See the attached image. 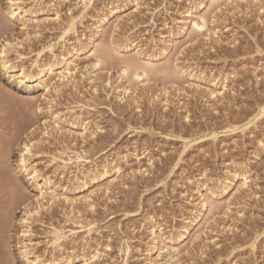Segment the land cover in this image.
I'll return each instance as SVG.
<instances>
[{"label":"rangeland","instance_id":"1","mask_svg":"<svg viewBox=\"0 0 264 264\" xmlns=\"http://www.w3.org/2000/svg\"><path fill=\"white\" fill-rule=\"evenodd\" d=\"M212 8L0 0V264H264V0ZM94 34L168 69L137 84L83 53L61 85Z\"/></svg>","mask_w":264,"mask_h":264},{"label":"bare ground","instance_id":"2","mask_svg":"<svg viewBox=\"0 0 264 264\" xmlns=\"http://www.w3.org/2000/svg\"><path fill=\"white\" fill-rule=\"evenodd\" d=\"M77 1V4H82L83 8H87L91 5V2L93 0H76ZM208 3H209V6H213V8L215 7V9H217L220 5L224 4L227 0H207ZM137 6V4H135ZM11 8V7H10ZM205 8V7H204ZM212 8V9H213ZM22 8H20L19 6H15L13 8V12L10 14V18H14L15 15L17 14H20V15H25L26 11H23ZM111 12V11H110ZM206 13V12H205ZM30 14V13H29ZM209 14V13H208ZM214 15V14H213ZM119 17V16H118ZM3 21V20H2ZM1 21V22H2ZM102 21V20H100ZM207 20H206V16L204 15H198V14H188L187 18L184 19L182 21V26H181V29H182V32H185V30H187V32H189L190 34L192 35H195L196 37L197 36H200V35H203L205 34L206 32V26H207ZM4 24V23H3ZM2 26V25H1ZM3 27V26H2ZM208 31V30H207ZM96 34V33H95ZM94 35H90L89 38L87 39V42L86 44L83 46L82 49H73V53L69 54V55H65L62 57V60L61 62L56 66V69L60 70V69H63V73H61L59 75V80L61 81V85L64 84V81L65 83L69 82L70 80L69 79H73L74 80V75H75V71L76 69L74 67H70V63L72 60H70V58L74 57L76 58L78 55H81L83 53H91L90 55H92V59H94V63H93V67L94 68H97L99 65H101V63L105 60H116L117 58L119 59L118 61L119 62H123L122 63V67L120 69V78H123L124 76H127L128 74H130L131 78L134 82H138L141 83L143 82L146 78H148V75H151L153 77V75H155L157 72L156 70L159 68V71H160V74H161V70L163 69L166 70L168 68H166V66L168 65L167 61L166 62H162L161 63V67L157 64L159 62V60H161L165 54H167L166 50L163 51L162 53V56H142L141 53L139 52V49L136 48L135 51L133 50L132 52V56L131 54L129 53L130 50H127L126 49V53L127 54H124L122 51L120 52L119 49L117 47L111 49L110 45H101V43H97L99 45H97L96 47L94 46L95 44V39L96 36ZM188 35V34H187ZM4 46L7 47V45L4 44ZM93 46L95 47L93 50ZM8 48V47H7ZM75 48V47H74ZM168 48V47H167ZM11 50V49H10ZM134 53V55H133ZM0 57L1 59L3 60V65L5 66V68H7L9 71H12L13 73H15L14 69H11L10 68V65L8 63V61L6 60V53L4 52V50H2V52L0 53ZM86 55V54H85ZM142 56V57H141ZM115 58V59H114ZM121 60V61H120ZM162 61V60H161ZM118 63V62H117ZM167 63V65L165 66V64ZM107 64V63H106ZM119 64V63H118ZM117 64V65H118ZM121 64V63H120ZM74 65V64H73ZM92 65V64H91ZM158 65V66H157ZM163 65V66H162ZM170 65V64H169ZM173 66V65H172ZM92 67V68H93ZM100 67V66H99ZM166 68V69H165ZM46 69V68H45ZM161 69V70H160ZM47 71L49 70V73H51V67H49L48 69H46ZM96 71V70H95ZM154 71L156 72L154 74ZM171 71V69H170ZM173 72V71H172ZM89 73V72H88ZM153 73V75H152ZM167 73V72H165ZM169 73V72H168ZM16 74V73H15ZM170 74H173V73H170ZM17 75L19 76L20 78V82L21 83H25V84H32L33 83V79L30 78L29 76L25 75V73L19 69V71L17 72ZM53 75V74H52ZM157 75V74H156ZM163 75V73H162ZM149 76V77H151ZM170 76V75H169ZM177 76V75H176ZM159 77V76H158ZM128 78V77H127ZM156 78V77H155ZM165 78V77H163ZM130 79V81H131ZM58 80V79H57ZM58 80V81H59ZM121 80V79H120ZM150 80V79H149ZM170 80V79H169ZM177 80V79H176ZM36 82V81H35ZM133 82V83H134ZM131 83V82H130ZM66 85V84H65ZM26 86V85H25ZM52 87V86H51ZM50 87V88H51ZM56 87V86H55ZM134 89V88H133ZM52 90V89H51ZM57 89H54V92H57L56 91ZM47 91H49V89H47ZM127 92V89H124V92ZM123 92V93H124ZM122 100V97L120 98V101ZM56 126V125H55ZM59 128V127H58ZM31 142H29L30 144ZM24 145L23 146V151L22 153L20 154L21 157H20V162L22 164H24V166H26V157L30 156L31 154V148L32 146L31 145ZM1 155V154H0ZM3 155V154H2ZM1 158H3L1 156ZM4 159V158H3ZM81 158L78 156L76 157V161H79ZM1 161V160H0ZM21 166V165H20ZM26 170V168H25ZM30 175V173H29ZM33 179L35 181H38V177H37V174L35 171H32L31 172V177L30 179ZM31 179V180H32ZM43 183L46 185V184H50V182L46 181V180H43ZM16 184V183H15ZM245 184V179L243 180V185ZM10 186V184L8 185ZM15 187V186H14ZM11 189V188H10ZM9 190V189H8ZM17 190V189H16ZM11 191V190H9ZM16 192V191H15ZM7 193V192H6ZM5 193V194H6ZM1 194V193H0ZM4 194V195H5ZM9 196V195H8ZM15 196V195H14ZM2 198V197H1ZM15 198V197H14ZM208 198V197H207ZM50 199V198H49ZM48 201V200H47ZM11 202V201H10ZM215 202V201H214ZM14 204V203H13ZM213 205V204H212ZM214 209L215 207L212 206ZM39 208H40V205H39ZM210 208V207H209ZM212 208V209H213ZM211 209V210H212ZM208 210V209H207ZM35 214L37 213V211L35 210L34 212H30V215L31 214ZM209 213V212H208ZM214 213V212H213ZM26 215V214H25ZM212 216V215H211ZM198 225V224H197ZM184 234L185 232H187V230L185 229L184 231ZM153 233V232H152ZM25 249V248H24ZM175 249V248H174ZM177 250V249H175ZM174 250V251H175ZM179 250V249H178ZM176 253L178 251H175ZM29 256V255H28ZM35 260V259H34ZM42 262V261H41Z\"/></svg>","mask_w":264,"mask_h":264},{"label":"snow or ice","instance_id":"3","mask_svg":"<svg viewBox=\"0 0 264 264\" xmlns=\"http://www.w3.org/2000/svg\"><path fill=\"white\" fill-rule=\"evenodd\" d=\"M9 2L11 3V2H12V0H9Z\"/></svg>","mask_w":264,"mask_h":264}]
</instances>
